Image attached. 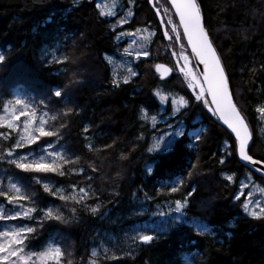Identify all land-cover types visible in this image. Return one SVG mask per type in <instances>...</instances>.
Wrapping results in <instances>:
<instances>
[{
	"label": "trees",
	"instance_id": "1",
	"mask_svg": "<svg viewBox=\"0 0 264 264\" xmlns=\"http://www.w3.org/2000/svg\"><path fill=\"white\" fill-rule=\"evenodd\" d=\"M116 1L120 4L117 15L101 17L97 0H0V54L6 57L0 64V113L15 97L38 99L52 85H61L70 102L49 104L45 119L58 127L61 117L52 119L56 110L72 109L63 117L66 127L61 129L64 135L57 147L62 145L66 153L80 157L66 168L82 167L84 172L50 178L55 185L63 186L66 193L73 184L77 188L90 186L94 195L86 203L99 204L95 214L77 205L74 218L67 209L63 210L70 222L45 221L44 229L33 234L31 244L37 245L50 236L66 251L65 264L68 260L71 264H264V214L254 218L241 210L247 188L245 195L233 200L243 181H247L248 187L257 186L261 193L256 196H264V179L244 167L234 153L228 155L233 137L194 99L182 75L174 73L163 80L156 73L158 63L177 71L173 67L177 57L172 53H178L180 46L173 47L172 40L166 41L147 0H134L131 5L128 0ZM200 3L204 21L226 66L234 99L250 125L254 142L250 154L254 158L264 157V117L254 112L264 102V0ZM155 7L160 9L169 30L166 22L173 12L169 2L157 0ZM129 8L133 13L131 19L123 25L116 24L117 16ZM144 29L153 33L147 48L150 55L137 60L131 57L138 74L130 77L127 84L114 87L113 76L122 81L128 71L124 68L116 75L107 58L122 59L128 43L123 37L114 40L113 36L121 31L127 35ZM64 55L69 59L56 63V58ZM54 69L63 72L56 74ZM158 91L183 96L188 106L170 115L174 107L169 102L163 107ZM158 106L160 112L156 111ZM153 115L158 122H153ZM161 115L169 117V123L182 121L184 132L167 152L149 153L148 147L158 137L156 130H165ZM84 125L88 126L87 133L83 131ZM200 130V138L193 140L191 147H185L191 133ZM0 132L9 133L8 140L0 137L3 156L17 132L6 128H0ZM225 141L229 147L222 151ZM86 143L94 145L95 150H88ZM122 155L127 158L121 159ZM221 156L223 164L219 163ZM85 157L91 160L86 161ZM90 162L95 163L97 171H91ZM188 170L191 177L186 174ZM29 176L12 165L0 163V186L4 188L19 177L27 184ZM172 176H183L180 191H158L160 181ZM228 176L232 179L228 180ZM193 185L196 191L188 197L183 210L185 218L200 220L208 231L197 233L182 222L173 224L170 218L163 232L145 230L146 224L160 221L159 216L153 215L157 209L168 211L169 205L174 208V200L182 198ZM31 191L35 192L40 208L46 202L65 203L53 202L41 185L32 184ZM0 203L5 211L11 208L3 197ZM19 222L0 221V231ZM141 234H152L154 239L143 243L138 239ZM93 248L97 251L95 257L91 256Z\"/></svg>",
	"mask_w": 264,
	"mask_h": 264
},
{
	"label": "snow or ice",
	"instance_id": "2",
	"mask_svg": "<svg viewBox=\"0 0 264 264\" xmlns=\"http://www.w3.org/2000/svg\"><path fill=\"white\" fill-rule=\"evenodd\" d=\"M147 2L150 5L152 4V0H147ZM133 3L134 0H128L129 5ZM170 5L171 9H174L168 15L166 22L170 25V29L164 31L163 36L173 41V47L177 44L180 46L178 53L175 51L172 53L174 57H177V64L173 65V67L183 74L184 79L187 81V89L192 90L194 99L199 101L212 116L216 117L222 126H226V130H229V136L233 137V140L232 150L228 152V155L234 153L238 160L246 167L251 168L252 171L256 173L264 172V157L254 158V155L250 154L254 143L250 125L246 114L234 99L226 66L204 21L200 0H170ZM153 8L155 9V14L160 15V9L156 8L155 5H153ZM99 15L105 17L117 14L115 11L110 10L108 12L100 11ZM132 15L133 13L129 8L123 15L117 16L115 23L123 25L130 20ZM174 18H178V20ZM51 20L52 17L49 16L47 21L50 23ZM169 32L172 33L171 36ZM124 35L125 32L121 31L116 33L113 39L119 40ZM129 47L124 48L123 51L126 55L135 59H139L140 56L147 57L150 55L147 50L130 51ZM189 49L190 51H188ZM57 51H59V48H57ZM105 56H107V53H105ZM5 59V55L0 54V64ZM68 59L69 57L64 55L56 58V63H61ZM193 60L196 66H201L199 72H195L193 66H191ZM180 61L183 62L180 63ZM44 62L47 64L48 59L46 58ZM162 67L160 64L155 65L158 72ZM53 71L56 74L63 72L62 69H54ZM170 71L172 69L164 68L160 75L163 77L164 74ZM137 74L132 67H128V76H125L122 81L117 80L113 76L112 84L114 87H119L120 83L127 84L130 77H134ZM160 98L161 100H168L171 105L176 106V110H178L180 105H187L188 103L183 96L178 99H172L164 95ZM69 102L67 92L64 91L61 85L56 84L52 85L49 91L38 99L35 96L31 98H15L14 101L9 100L8 104L3 107L5 114L0 115V128L16 131L17 136L7 146L4 155L0 156V163L12 165L19 173L30 174V176L27 184L22 183L23 177H19L16 182H10L7 188L0 186V197H3L4 201L11 206L5 211L3 203H0V221H20L6 231H0V264H65L66 251L62 250V246L58 245L55 240H51L50 236L39 244L32 245L31 241L35 239L33 234L38 235V230L44 229L45 221L47 220L68 224L70 220L63 214L65 209L74 218L77 212V205L80 208L88 209L93 214L99 208V204L92 206L86 203V200L94 195L90 186L77 188V185L73 184L66 193L63 186L55 185L50 178L55 176L63 177L70 173L79 175L84 172L82 167L66 168L65 165L73 164L74 159L79 160L80 157L66 153L62 145L57 147L58 141L64 135L61 129L66 127L63 117L69 115L72 109L56 110V114L52 116V119L55 120L57 117H61V123L58 127L49 125L45 119L49 115V104H67ZM38 108L40 110L39 115L37 112ZM156 111H161L159 106ZM254 112L258 117H264V102L258 104L254 108ZM170 115H174V113ZM21 117L24 118L22 122ZM152 120L155 122V115H153ZM161 123L165 125V130H156L155 135L158 138L154 144L148 147L147 151L149 153L162 154L167 152L171 149L176 138L183 135L182 121L169 123V117L161 115ZM153 128H155V123H153ZM83 131L85 133L88 132L87 125H84ZM202 131L192 132L191 139L185 147H191L192 141L198 140ZM142 136L143 134H141V138ZM0 137L8 140L9 133L0 132ZM53 137L56 139H46ZM165 137H169V139L165 140ZM85 147L90 151L95 150L94 145L91 143H86ZM104 147L107 148L110 145H105ZM228 147L229 145L225 141L222 151L227 150ZM126 158L125 155L121 156V159ZM84 159L86 161L91 160L90 157H85ZM219 163H224L223 156H221ZM88 166L91 171H97L94 162H90ZM147 170L151 174L152 169L150 166ZM186 174L188 177L192 176L190 170ZM11 175H17V173H11ZM227 179L231 180L232 177L228 176ZM32 184L41 185L43 191L52 198L53 202L59 200L65 203L55 205L52 202H46L43 208L38 207V202L35 199L36 194L31 191ZM183 184V176H172L170 179L160 181L158 191L161 188H165L167 193H177ZM0 185H2V182H0ZM243 187L244 185L241 183L233 196V200H238L241 195H245ZM195 191L196 188L193 185L182 198L174 200V208L169 205L168 211L157 209L153 215L159 216L160 221L152 225L146 224L144 226L145 230L148 232H163L165 230L163 226L169 223L170 218L173 224L182 222L184 226L193 228L197 233L208 231V226L200 220L185 218L183 210L188 205V197H191ZM248 196H251L250 191L245 195L244 201H242L241 210L254 218H260L256 211H249ZM146 199H151V197H146ZM140 211H144V209ZM260 211L264 212V207ZM172 212L178 215L172 216ZM138 239L143 243H148L154 239V235L141 234ZM67 255L70 256L71 253L69 252ZM96 255L97 251L93 248L91 256L95 257ZM66 264H71V260H68Z\"/></svg>",
	"mask_w": 264,
	"mask_h": 264
},
{
	"label": "rangeland",
	"instance_id": "3",
	"mask_svg": "<svg viewBox=\"0 0 264 264\" xmlns=\"http://www.w3.org/2000/svg\"><path fill=\"white\" fill-rule=\"evenodd\" d=\"M97 4H98L100 11L108 12L111 10V11H115V13L117 12L119 5H120L119 2H117L116 0H98ZM123 38L127 40L128 47L130 46L129 47L130 51L141 50V49L147 50L149 42L152 41L153 33L151 31H149L148 29H144V30H139V31L134 32V33H129L127 35L125 34L123 36ZM122 56H123L122 59L107 58L108 61L113 66V70H114V73L116 75H119L121 70L124 68H126L127 71H128V67L133 68L131 57L126 55L124 52H123ZM141 57H145V56H140L139 59ZM156 94H157L159 101L163 104V107L167 106L169 101L168 100H161V98H160L161 96L166 95L172 99H178L180 97V95H170V94L164 93L162 91H158ZM15 98H19V97H15ZM14 99H13V101H14ZM187 106H188V103H187V105H180L178 110H176V106H173L174 107L173 113L178 114L179 112H181L182 109L186 108ZM4 114H5L4 112L0 113V115H4ZM38 115H39V113H38ZM23 119L24 118L21 117V122L23 121ZM156 122H158L157 118L155 120V123ZM18 123H20V122H18ZM183 132H184V130H183ZM157 138L154 139V143L156 142ZM178 138H180V137H178ZM167 139H169V137H165V140H167ZM162 146H163V142H162ZM243 185H244L243 192L245 191L246 188L248 189L247 193L249 191L251 192V196L247 197L248 203H249V211L254 210L258 213V215L264 214V212L260 211V209L262 207H264V196H262V197L256 196L259 193H261V191L257 188V186H254V187L249 186L248 187L247 181H243ZM253 202H255V203H253ZM9 227H11V226H9ZM9 227L5 226L1 231H6Z\"/></svg>",
	"mask_w": 264,
	"mask_h": 264
},
{
	"label": "water",
	"instance_id": "4",
	"mask_svg": "<svg viewBox=\"0 0 264 264\" xmlns=\"http://www.w3.org/2000/svg\"><path fill=\"white\" fill-rule=\"evenodd\" d=\"M156 1H157V0H152V4L150 5L151 8L154 10V12H155V9L153 8V5H155V2H156ZM167 1H168L169 4H170V0H167ZM170 6H171V5H170ZM172 11H174V9H172ZM156 16H157V18H158V21H159V23H160V25H161V28H162V31H163V33H164V31H166L167 29H166V26H165V24H164V21H163V17H162V15H161V12H160V15H156ZM177 20H178V18H177ZM162 22H163V24H162ZM181 31H182V30H181ZM166 41H170V39H167V38H166ZM189 51H190V49H189ZM158 64H160V65L163 66V67L160 69L159 72H158V71L156 70V68H155L156 73L161 77V79L165 80V79L171 77L174 73H176V72L173 71V69H172L170 66H168V65H166V64H164V63H158ZM193 64H194V71H195V72H199V68H200L201 66H196L194 60H193ZM164 68L172 69V71H170L169 73L164 74L163 77H162V76L160 75V73L163 72ZM177 73H180V72L178 71ZM177 73H176V74H177ZM209 114H210V113H209ZM210 116L213 117V118L215 119L216 123H218L221 127H223V128L226 130V126H222V124H221L220 122H218V120H217L216 117L212 116L211 114H210ZM226 131L229 133V130H226ZM250 132H251V131H250ZM240 163H241V162H240ZM241 164H242V163H241ZM242 165H243L244 167H246L244 164H242ZM246 168H248V169H249L252 173H254L256 176H258V177L264 179V172H262V173H256V172L252 171L251 168H249V167H246Z\"/></svg>",
	"mask_w": 264,
	"mask_h": 264
},
{
	"label": "flooded vegetation",
	"instance_id": "5",
	"mask_svg": "<svg viewBox=\"0 0 264 264\" xmlns=\"http://www.w3.org/2000/svg\"><path fill=\"white\" fill-rule=\"evenodd\" d=\"M97 2H98V0H97ZM175 60H176V62H177V58H175ZM183 61H180V63H182ZM191 66H193V69H194V64H193V62H192V65ZM178 72V70L176 71V73ZM177 74H180V75H182L183 76V74L182 73H177Z\"/></svg>",
	"mask_w": 264,
	"mask_h": 264
}]
</instances>
